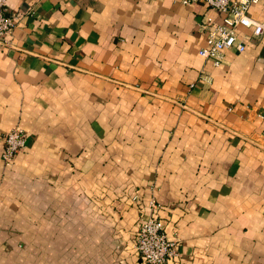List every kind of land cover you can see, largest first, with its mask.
Returning <instances> with one entry per match:
<instances>
[{
	"label": "crops",
	"instance_id": "obj_1",
	"mask_svg": "<svg viewBox=\"0 0 264 264\" xmlns=\"http://www.w3.org/2000/svg\"><path fill=\"white\" fill-rule=\"evenodd\" d=\"M0 45V264H264V36L215 66L222 14L183 0H7ZM264 17V0L250 9ZM26 146L5 162L6 134ZM152 203L157 204L154 208Z\"/></svg>",
	"mask_w": 264,
	"mask_h": 264
},
{
	"label": "built area",
	"instance_id": "obj_2",
	"mask_svg": "<svg viewBox=\"0 0 264 264\" xmlns=\"http://www.w3.org/2000/svg\"><path fill=\"white\" fill-rule=\"evenodd\" d=\"M193 2H202L222 14L220 20L208 23L206 44L199 49L200 56L211 60L215 66L222 64L226 50L245 51L250 36L240 34L239 27L251 29L253 36H264V17L257 19L250 15L251 7L260 0H183L185 4ZM6 5L7 0H0L1 46L10 45L9 35L15 26L14 17L6 14ZM26 143L24 131L19 127L12 129L6 134L2 159L5 162L13 160ZM178 245V239L165 232L164 224L155 212L142 220L134 241L143 264H168L179 255Z\"/></svg>",
	"mask_w": 264,
	"mask_h": 264
}]
</instances>
